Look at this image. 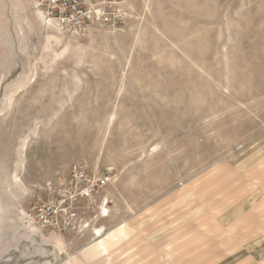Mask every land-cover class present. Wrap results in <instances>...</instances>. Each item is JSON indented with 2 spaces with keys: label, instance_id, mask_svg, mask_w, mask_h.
<instances>
[{
  "label": "rangeland",
  "instance_id": "rangeland-1",
  "mask_svg": "<svg viewBox=\"0 0 264 264\" xmlns=\"http://www.w3.org/2000/svg\"><path fill=\"white\" fill-rule=\"evenodd\" d=\"M0 2V264H264V211L235 230L215 207L264 191V0H126L118 30L53 40ZM75 165L109 184L30 229Z\"/></svg>",
  "mask_w": 264,
  "mask_h": 264
},
{
  "label": "built area",
  "instance_id": "built-area-1",
  "mask_svg": "<svg viewBox=\"0 0 264 264\" xmlns=\"http://www.w3.org/2000/svg\"><path fill=\"white\" fill-rule=\"evenodd\" d=\"M48 21L63 33L77 37L90 28L118 30L127 21L125 0H35ZM109 184V178L75 165L62 195L67 201L86 202L97 198ZM65 212L59 201L38 202L33 206L35 222L40 228L58 227L59 215Z\"/></svg>",
  "mask_w": 264,
  "mask_h": 264
},
{
  "label": "bare ground",
  "instance_id": "bare-ground-1",
  "mask_svg": "<svg viewBox=\"0 0 264 264\" xmlns=\"http://www.w3.org/2000/svg\"><path fill=\"white\" fill-rule=\"evenodd\" d=\"M0 4H1V2H0ZM126 4H127V2H126ZM14 5H15L17 11H19V7H20L21 9L25 10L30 15H32V16H30V15L26 16V24L28 23L30 26H32V23H33L32 20H34L40 27H42L43 29H45L47 31V33L49 35V38L51 40L58 39L56 36H61V35L65 34L53 22L47 20V18L41 12V10L38 7V5H37L35 0H26V1L25 0H14ZM16 17H18V16H16ZM22 21L23 20L19 16L18 17V25L21 26V27H22ZM66 35H71V34H66ZM72 36H74V35H72ZM79 48H81V46L77 47V49H79ZM13 101H14L13 97H11L8 100V103H7V107L8 108L12 107ZM0 113H3V112H0ZM0 116H1V114H0ZM33 132H34V134L36 133V131H33ZM28 139H29V137H25L23 139V142H22V145H21V151H20L21 159H20V161H18L17 167L13 171V174H12V181H13L14 189H15L17 195H14L13 191H10V195L18 203H21L20 197L24 196L29 191V188L25 185V183L23 182V180L20 177L21 172H23L24 169H25V165H24L25 161L23 160V156H24V154H26V151H27ZM109 181H110V179H109ZM65 197L66 196L64 195L63 198L66 199ZM103 201H106L107 203L105 202L106 205L105 204H101L100 214H102L103 217H107V215L109 213V209H108V206H107L108 200H107V198H105ZM66 202H67V199L59 201V203L61 204V207H63ZM71 203L74 204L75 202L74 201L73 202L70 201L69 204L71 205ZM64 210L67 211L66 208ZM20 213L26 219L27 223L30 225V226L28 225L30 227V229H33V230L36 229V227H37L36 224L37 223L35 222V219H33L34 217L32 218V216H30V214H28V212H26V210L24 208H22L20 210ZM86 227H87L86 224L83 225V226H81L79 224L78 225L79 232H82L85 229H87ZM55 229H58V227H56ZM59 231H63V230L59 229ZM92 231H93V233H92V241L95 242L97 240H101L105 236L106 227L104 225H94L92 227ZM56 245H57L58 252L60 254L66 253L65 244L62 241L57 242ZM71 262L73 264H81L73 257L71 258Z\"/></svg>",
  "mask_w": 264,
  "mask_h": 264
},
{
  "label": "crops",
  "instance_id": "crops-1",
  "mask_svg": "<svg viewBox=\"0 0 264 264\" xmlns=\"http://www.w3.org/2000/svg\"><path fill=\"white\" fill-rule=\"evenodd\" d=\"M243 191H246V190H243ZM177 199H178V201H180L181 199H184V197H178ZM230 200L231 201L228 202V205L227 204L223 205L220 203V204H217L215 207H217V209L221 211L220 214H226V218L228 217V215H230V213L238 212L237 214L232 216V218H230L232 220H230L229 223L225 225L228 227L234 226L235 230L238 226H244V224H246L247 222H249L252 219V217H251L252 211L253 212L258 211V209H259V211H261V210L264 211V204H262V201L264 200V191L260 188L253 189L250 192V194H248L239 203H236V201H234L232 199H230ZM181 203H188V202H181ZM228 206L230 207L229 209H227ZM215 207H213V211L216 213V211L214 210ZM150 209H151L150 212H147L148 217H149V219H152V218L155 219L156 215L158 214L157 213L158 209H156V208L153 209V207H151ZM143 221H146V219ZM223 221H225V220H223V219L220 220V222H223ZM89 231H90L89 229L87 231L84 230V232H86V233ZM89 233L92 236V232L90 231Z\"/></svg>",
  "mask_w": 264,
  "mask_h": 264
}]
</instances>
